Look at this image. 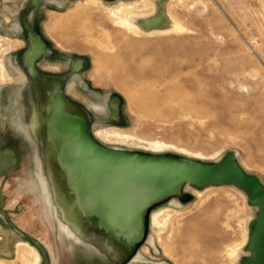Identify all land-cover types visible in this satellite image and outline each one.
<instances>
[{"label": "rangeland", "instance_id": "1", "mask_svg": "<svg viewBox=\"0 0 264 264\" xmlns=\"http://www.w3.org/2000/svg\"><path fill=\"white\" fill-rule=\"evenodd\" d=\"M3 72L0 264H242L258 207L234 184L137 223L87 205L173 185L169 159L112 150L232 155L264 186V0H0Z\"/></svg>", "mask_w": 264, "mask_h": 264}, {"label": "water", "instance_id": "2", "mask_svg": "<svg viewBox=\"0 0 264 264\" xmlns=\"http://www.w3.org/2000/svg\"><path fill=\"white\" fill-rule=\"evenodd\" d=\"M65 107L69 110L67 104H65ZM71 131L77 132L82 139H85L80 129H71ZM112 151L116 153L144 156L150 158L149 161L155 159H169L172 162V167L165 168L163 171L166 172L165 176L173 178V185L169 186L167 184V179L162 178L160 180L162 182L161 187L157 185L156 188L148 192L145 198L142 200L137 199V201L134 202L135 204L127 201L123 193H111V203L100 208L87 205L91 215L100 217L104 216L107 212L112 215L118 207L120 208L118 212L129 210V215H127L129 223H137L153 205L162 203L173 197L181 196L182 187L187 183L195 187L208 184H234L243 189L248 195L250 202L258 207L257 217L250 225L246 247L248 256L242 260V264H264V186L256 177L246 174L238 166L232 155L225 156L218 163L207 164L171 155L153 156L116 150Z\"/></svg>", "mask_w": 264, "mask_h": 264}, {"label": "bare ground", "instance_id": "3", "mask_svg": "<svg viewBox=\"0 0 264 264\" xmlns=\"http://www.w3.org/2000/svg\"><path fill=\"white\" fill-rule=\"evenodd\" d=\"M0 79L1 80H7V81H11V77L7 74V73H5V72H3L2 74H1V76H0ZM104 136L105 137H107V138H109V139H118V138H120V135H118V134H116V133H112V132H104ZM151 164H153V163H151ZM170 164V163H169ZM158 165V164H157ZM161 165V164H160ZM153 166H155V165H153ZM159 166V165H158ZM161 166H163V165H161ZM149 167V166H148ZM139 168L141 169V166H139ZM143 168H145V167H143ZM131 169V168H130ZM147 169V168H146ZM145 169V170H146ZM157 169V168H156ZM147 171V170H146ZM150 171V170H149ZM154 222H156V219H154ZM29 253H30V255L32 254V255H34L33 254V252L30 250L29 251ZM29 255V256H30ZM21 256V255H20ZM35 257V256H34ZM36 259V258H35Z\"/></svg>", "mask_w": 264, "mask_h": 264}, {"label": "crops", "instance_id": "4", "mask_svg": "<svg viewBox=\"0 0 264 264\" xmlns=\"http://www.w3.org/2000/svg\"><path fill=\"white\" fill-rule=\"evenodd\" d=\"M23 51L21 53H19L17 60H20V57H22Z\"/></svg>", "mask_w": 264, "mask_h": 264}]
</instances>
